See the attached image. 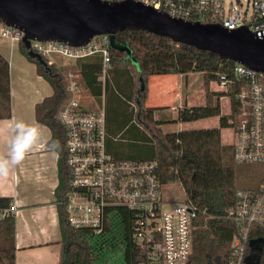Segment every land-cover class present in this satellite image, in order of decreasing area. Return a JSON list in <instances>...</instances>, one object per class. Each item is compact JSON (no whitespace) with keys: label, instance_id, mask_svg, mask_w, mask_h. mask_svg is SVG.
<instances>
[{"label":"trees","instance_id":"16d2710c","mask_svg":"<svg viewBox=\"0 0 264 264\" xmlns=\"http://www.w3.org/2000/svg\"><path fill=\"white\" fill-rule=\"evenodd\" d=\"M116 41L130 50L137 65L128 58L126 51L111 48L114 77L112 82H107L105 90L99 81L102 74L100 56L80 59L65 67L58 64L48 66L47 62L44 66L30 58L23 43H19L22 53L37 65L38 73L54 89L53 96L37 106L36 114L38 121L50 128L52 140L49 147L56 150L60 157V183L56 190L62 233L59 264H139L128 211H112L99 234L88 229H74L69 224L65 207L69 191L66 133L58 117L70 100L66 77L71 70L78 71L82 89L89 95L99 100L105 92L109 151L121 158V148L115 147V144L121 143V137L125 135H129L134 142L143 143L149 147L150 153L141 160L157 161L162 182L180 181L187 198L207 210L208 216L212 217L194 234L191 264H227L236 232L227 215L235 203V192L239 188L238 174L233 147L223 145L221 139L222 129L228 127V118L221 110L223 94L212 92L210 84L217 81L218 73L235 63L143 31L120 32L116 35ZM189 73L205 75L206 102L201 107L180 109L178 120H174V123L219 117L220 126L163 133L158 127L161 123L154 117L160 108L147 106L148 82L154 76ZM11 93L10 63L0 53V120L12 117ZM127 101L138 104L136 123ZM10 204L11 199L0 198V213ZM255 238H264V232L254 234L252 239ZM16 250V220L15 216H8L0 219V264H16ZM118 252L121 256L112 262L111 257ZM254 264H264V248L260 260Z\"/></svg>","mask_w":264,"mask_h":264},{"label":"built area","instance_id":"2783aa9c","mask_svg":"<svg viewBox=\"0 0 264 264\" xmlns=\"http://www.w3.org/2000/svg\"><path fill=\"white\" fill-rule=\"evenodd\" d=\"M134 1L184 21L218 24L228 30L248 28L256 38L264 39V0ZM0 36L20 43L24 34L0 23ZM111 48L108 36L95 37L83 47L31 43V50L40 54L48 66L56 65V59L77 61L100 56L99 81L104 90L113 71ZM66 79L70 100L58 120L66 133L69 191L65 207L70 226L99 234L111 212L124 209L131 214L139 264H191L194 234L212 217L189 200L186 192L184 199L165 198L163 187L178 180L163 183L157 161L119 159L112 154L108 149L105 92L101 106L87 110L81 103L84 91L78 71H69ZM216 83L223 94L220 102L229 100V112L224 116L234 133L231 145L235 163L264 164V73L235 63L218 73ZM127 104L136 123L138 104ZM17 212L16 204H10L1 211L0 219ZM227 219L236 229L227 264H243L252 254V236L264 232V181L256 188L236 190Z\"/></svg>","mask_w":264,"mask_h":264},{"label":"water","instance_id":"95a60500","mask_svg":"<svg viewBox=\"0 0 264 264\" xmlns=\"http://www.w3.org/2000/svg\"><path fill=\"white\" fill-rule=\"evenodd\" d=\"M0 23L19 29L28 56L44 66V58L31 50L32 41L83 47L95 37L108 36L112 48L125 51L116 35L143 31L264 73V39L248 28L228 30L218 24L184 21L134 0H0ZM250 247L246 262L254 264L260 260L264 238L251 240Z\"/></svg>","mask_w":264,"mask_h":264},{"label":"crops","instance_id":"0c3cea01","mask_svg":"<svg viewBox=\"0 0 264 264\" xmlns=\"http://www.w3.org/2000/svg\"><path fill=\"white\" fill-rule=\"evenodd\" d=\"M0 53L12 66V69L10 66L12 117L0 120V151L7 150L8 141L12 136L11 128L17 121L38 123L41 126L42 134L40 143L25 156L24 160L12 170L11 174L6 178H0V198L11 199V204H16L18 208L15 215L16 264H59L62 233L56 204V190L60 183V157L56 150L49 147L52 140L50 128L40 123L36 114L37 106L46 98L52 97L54 89L38 73L37 65L22 53L18 42L0 36ZM69 61L73 60H67L68 63ZM15 68L17 71L21 69L25 74L23 90L18 88L15 81ZM28 73H32L37 84L43 85L45 92L39 89H31L27 79ZM113 77L114 73L112 72L110 82H112ZM184 77L185 80H182ZM188 81L189 75L187 74L154 76L148 82L147 106L160 108L155 112L154 117L156 121L161 123L158 127L163 133L179 132V130L165 131L163 129L170 123H174V119L167 113V103L172 96L176 95L178 86L188 84ZM154 86H158V88H154ZM83 97L88 100V107H84L87 110H97L103 103V98L98 100L86 91H84ZM184 107L180 106L179 109ZM172 109H175V107Z\"/></svg>","mask_w":264,"mask_h":264},{"label":"rangeland","instance_id":"374dc122","mask_svg":"<svg viewBox=\"0 0 264 264\" xmlns=\"http://www.w3.org/2000/svg\"><path fill=\"white\" fill-rule=\"evenodd\" d=\"M128 54V58L132 59V63L137 65V61L132 57L130 50H125ZM59 66H68V64H73L75 62L69 61L67 59H56ZM11 66V64H10ZM14 67H16L14 65ZM13 67V68H14ZM12 69V66H11ZM189 81L188 84H184L183 86H178L177 93L175 96L170 98L168 104V112L169 116L172 117L174 120H178L179 115V107L185 106L186 108H193V107H201L205 105L206 102V93H205V86H204V78L205 75L203 73H189ZM179 76V75H177ZM15 81L17 82V86L20 90H23V79L25 78L24 72L19 69L18 71L15 68ZM179 78V77H178ZM28 82L31 85V89H39L42 92H45L43 85L37 84L36 78L32 76V73L27 74ZM181 80V79H180ZM182 80H185L182 78ZM46 85V83H44ZM49 87V85H46ZM154 88H158V86H154ZM210 89L212 92H218L219 87L216 82H211ZM87 99L82 97L81 103L84 107H88ZM175 107V109H172ZM130 110V109H129ZM221 110L222 114H227L229 112V100L222 99L221 101ZM219 118H210L201 121H194V122H186V123H170L163 129L165 131H180L187 130H203L209 129L213 127H219ZM133 130L136 128L133 127ZM121 143L115 144V147L121 148V158L127 159H146L148 154L150 153L149 147L145 146L143 143L134 142L131 140L129 135H125L121 137ZM222 143L223 145H231L234 143V133L233 131L227 127L222 130ZM127 157V158H125ZM237 174H238V185L239 188L243 189H250L258 187L264 181V164H249V165H237ZM163 193L165 198L170 199H184L186 197L185 190L182 184L178 181L170 182L169 184L163 187ZM121 255L116 254L112 256L111 261H117Z\"/></svg>","mask_w":264,"mask_h":264},{"label":"clouds","instance_id":"9594fccd","mask_svg":"<svg viewBox=\"0 0 264 264\" xmlns=\"http://www.w3.org/2000/svg\"><path fill=\"white\" fill-rule=\"evenodd\" d=\"M11 132L7 150L0 151V178L8 177L41 141V126L35 122L17 121L12 126Z\"/></svg>","mask_w":264,"mask_h":264}]
</instances>
